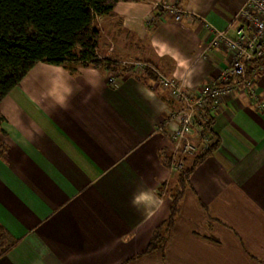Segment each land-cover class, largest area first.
<instances>
[{"label":"crops","instance_id":"crops-1","mask_svg":"<svg viewBox=\"0 0 264 264\" xmlns=\"http://www.w3.org/2000/svg\"><path fill=\"white\" fill-rule=\"evenodd\" d=\"M160 1H118L97 16V54L197 89L229 66L212 40L234 36L245 0H184L176 21ZM107 73L37 62L0 102V227L15 240L0 264H264V67L255 95L220 99L219 144L194 167L163 254L138 253L168 216L175 174L158 126L178 105L139 71L117 87Z\"/></svg>","mask_w":264,"mask_h":264},{"label":"trees","instance_id":"trees-1","mask_svg":"<svg viewBox=\"0 0 264 264\" xmlns=\"http://www.w3.org/2000/svg\"><path fill=\"white\" fill-rule=\"evenodd\" d=\"M118 1L139 0H0V102L37 62L63 66L72 74L78 67L88 66L115 72L118 77L129 72L131 66L97 54L100 32L95 26V18L108 14ZM178 1L182 7L184 0ZM142 62L145 66L139 73L156 83L158 68ZM1 120L0 116V123ZM211 122L212 118H207L205 125L213 141L189 157L186 165L175 174L169 188L168 216L155 227L145 249L138 254L164 253L165 233L174 226L180 200L189 186L194 167L219 144L210 128ZM0 134H3L1 128ZM4 150L0 137V156ZM162 161L169 167V152H162ZM14 241L0 227V255L7 252Z\"/></svg>","mask_w":264,"mask_h":264},{"label":"built area","instance_id":"built-area-1","mask_svg":"<svg viewBox=\"0 0 264 264\" xmlns=\"http://www.w3.org/2000/svg\"><path fill=\"white\" fill-rule=\"evenodd\" d=\"M157 6L175 21L185 14L178 0H162ZM231 25L233 37L226 35L225 30H217L212 40L213 45L222 44L231 54L229 66L217 73L214 79L197 89H188L176 78L156 71L157 83L178 105L167 113L158 126V131L170 141L169 170L172 174L180 171L189 157L213 141L205 122L215 115L223 96L240 88L255 95L252 75L264 67V0H245ZM144 66L142 61H136L131 67L134 71H140ZM119 81L115 72L107 73L106 82L111 87H117Z\"/></svg>","mask_w":264,"mask_h":264},{"label":"rangeland","instance_id":"rangeland-1","mask_svg":"<svg viewBox=\"0 0 264 264\" xmlns=\"http://www.w3.org/2000/svg\"><path fill=\"white\" fill-rule=\"evenodd\" d=\"M99 50H100V47H99ZM122 55H124V54H122ZM119 62H120L121 64L126 63V65H130V66H132V63L134 62V60H133V59H130V58H127V57H121L120 60H119ZM187 160H188V159H187ZM186 163H187V161H186ZM174 177H175V176H174Z\"/></svg>","mask_w":264,"mask_h":264}]
</instances>
